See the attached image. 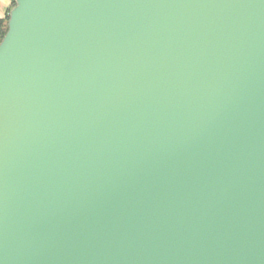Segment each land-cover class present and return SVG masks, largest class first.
<instances>
[{
    "label": "water",
    "instance_id": "1",
    "mask_svg": "<svg viewBox=\"0 0 264 264\" xmlns=\"http://www.w3.org/2000/svg\"><path fill=\"white\" fill-rule=\"evenodd\" d=\"M0 264H264V0H14Z\"/></svg>",
    "mask_w": 264,
    "mask_h": 264
},
{
    "label": "trees",
    "instance_id": "2",
    "mask_svg": "<svg viewBox=\"0 0 264 264\" xmlns=\"http://www.w3.org/2000/svg\"><path fill=\"white\" fill-rule=\"evenodd\" d=\"M10 1H11V7H13L14 0H10ZM10 10L11 9L7 11L6 15L3 18H0V42L7 31L8 13Z\"/></svg>",
    "mask_w": 264,
    "mask_h": 264
},
{
    "label": "crops",
    "instance_id": "3",
    "mask_svg": "<svg viewBox=\"0 0 264 264\" xmlns=\"http://www.w3.org/2000/svg\"><path fill=\"white\" fill-rule=\"evenodd\" d=\"M9 9H11V1L0 0V18H3Z\"/></svg>",
    "mask_w": 264,
    "mask_h": 264
},
{
    "label": "rangeland",
    "instance_id": "4",
    "mask_svg": "<svg viewBox=\"0 0 264 264\" xmlns=\"http://www.w3.org/2000/svg\"><path fill=\"white\" fill-rule=\"evenodd\" d=\"M14 5V4H13ZM12 8V7H11Z\"/></svg>",
    "mask_w": 264,
    "mask_h": 264
}]
</instances>
